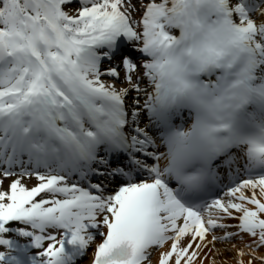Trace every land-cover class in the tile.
<instances>
[{"label": "snow or ice", "instance_id": "6c2138e0", "mask_svg": "<svg viewBox=\"0 0 264 264\" xmlns=\"http://www.w3.org/2000/svg\"><path fill=\"white\" fill-rule=\"evenodd\" d=\"M264 264V0H0V264Z\"/></svg>", "mask_w": 264, "mask_h": 264}, {"label": "bare ground", "instance_id": "6f19581e", "mask_svg": "<svg viewBox=\"0 0 264 264\" xmlns=\"http://www.w3.org/2000/svg\"><path fill=\"white\" fill-rule=\"evenodd\" d=\"M82 264H90V259L86 262H83Z\"/></svg>", "mask_w": 264, "mask_h": 264}]
</instances>
